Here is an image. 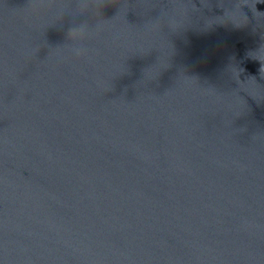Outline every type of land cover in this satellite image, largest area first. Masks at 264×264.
<instances>
[{
    "label": "water",
    "instance_id": "water-1",
    "mask_svg": "<svg viewBox=\"0 0 264 264\" xmlns=\"http://www.w3.org/2000/svg\"><path fill=\"white\" fill-rule=\"evenodd\" d=\"M102 16L0 0V264H264V0Z\"/></svg>",
    "mask_w": 264,
    "mask_h": 264
},
{
    "label": "clouds",
    "instance_id": "clouds-1",
    "mask_svg": "<svg viewBox=\"0 0 264 264\" xmlns=\"http://www.w3.org/2000/svg\"><path fill=\"white\" fill-rule=\"evenodd\" d=\"M44 0H33V11H38L39 7H42ZM120 0H95L96 15L101 18L99 26H103V16L102 9L107 5H114L119 8ZM83 8H87L88 5H82ZM89 35L88 29L86 26L73 27L69 29L68 38L72 41H82L87 38ZM76 56L82 57L86 55V50L82 47L74 49Z\"/></svg>",
    "mask_w": 264,
    "mask_h": 264
}]
</instances>
